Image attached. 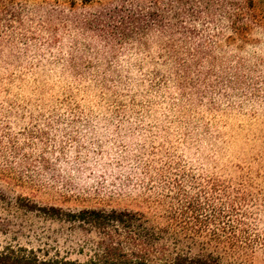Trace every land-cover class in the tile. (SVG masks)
I'll return each mask as SVG.
<instances>
[{
    "label": "rangeland",
    "instance_id": "1",
    "mask_svg": "<svg viewBox=\"0 0 264 264\" xmlns=\"http://www.w3.org/2000/svg\"><path fill=\"white\" fill-rule=\"evenodd\" d=\"M255 39L261 45L239 57L261 61L264 73V36ZM102 49L75 34L19 59L0 53V126L21 149L14 163L25 183L0 181V251L89 258L76 227L18 208L19 195L66 211L129 209L161 223L182 204L223 208L222 199L236 210L227 218L233 241L251 249L238 264H264V99L223 84L238 53L220 51L214 67L193 63L179 78L157 50Z\"/></svg>",
    "mask_w": 264,
    "mask_h": 264
},
{
    "label": "trees",
    "instance_id": "2",
    "mask_svg": "<svg viewBox=\"0 0 264 264\" xmlns=\"http://www.w3.org/2000/svg\"><path fill=\"white\" fill-rule=\"evenodd\" d=\"M75 34L98 40L112 56L157 50L179 78L193 63L214 67L220 51L238 53L223 68V84L231 79L240 95L264 99V87L262 93L258 89L264 86L262 62L251 66L239 57L247 47L261 45L255 36H264V0H0V53L19 59ZM20 151L0 126V181L12 187L25 184L24 170L14 163ZM220 202L223 208L212 202L205 208L182 204L161 223L129 209L66 211L19 195L18 208L76 227L90 255L82 262L6 248L0 264H238L251 249L233 241L237 227L227 218L236 210Z\"/></svg>",
    "mask_w": 264,
    "mask_h": 264
}]
</instances>
